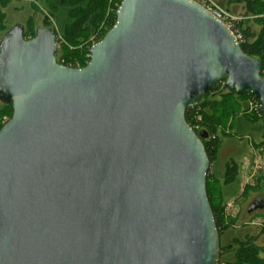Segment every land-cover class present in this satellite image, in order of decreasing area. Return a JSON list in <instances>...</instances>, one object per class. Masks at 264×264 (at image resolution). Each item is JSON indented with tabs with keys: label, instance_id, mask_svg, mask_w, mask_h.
Listing matches in <instances>:
<instances>
[{
	"label": "water",
	"instance_id": "water-1",
	"mask_svg": "<svg viewBox=\"0 0 264 264\" xmlns=\"http://www.w3.org/2000/svg\"><path fill=\"white\" fill-rule=\"evenodd\" d=\"M115 16L83 67L48 27L0 40V264H218L207 132L185 111L224 83L264 120L260 61L194 0Z\"/></svg>",
	"mask_w": 264,
	"mask_h": 264
},
{
	"label": "trees",
	"instance_id": "trees-1",
	"mask_svg": "<svg viewBox=\"0 0 264 264\" xmlns=\"http://www.w3.org/2000/svg\"><path fill=\"white\" fill-rule=\"evenodd\" d=\"M10 0H0L1 6L6 5ZM33 3L42 4L48 9L49 16L55 18L58 29L50 28L58 40V35L62 37L65 44H61L56 53V59L69 67H83L89 59V48L93 42L99 41L104 34L113 26L116 16V9L121 0H32ZM230 3L243 2L245 14L253 16L256 23L262 26L257 31H250L249 27L242 28V41L239 43L241 49L249 56L260 61V74L264 78V19L258 17L264 13V0H228ZM46 9V10H47ZM4 13L0 9V28ZM47 17H44V21ZM244 20V19H243ZM47 21V20H46ZM248 20L239 21L237 26L247 23ZM242 27V26H241ZM250 31V32H249ZM25 29L24 33L25 34ZM253 35H252V34ZM35 35V31L31 36ZM252 35V36H251ZM250 36V37H249ZM94 37V41H90ZM25 38V37H24ZM61 52V53H60ZM60 54V55H59ZM214 94L216 98L208 99ZM254 99L250 94H238L230 91L225 84H221L214 90L203 95L199 103L189 107L185 111V120L195 132L204 130L207 137L202 139L206 154L209 159V168L206 174V191L211 210L214 216L218 233L225 228L227 217L222 203L223 191L220 180L228 183L235 180L236 163L231 159L223 172L218 171L217 162L219 150L222 145L221 136H230L234 129L235 135H245L258 131V127H251L255 122L261 120L263 126V116H256L246 109V103ZM0 128L12 114L10 103L0 100ZM260 111V110H259ZM256 125V124H255ZM261 127L264 135V128ZM211 179L217 182L218 190L216 196L219 202H214L213 193L210 190ZM246 187V186H245ZM245 189L249 188H244ZM246 192V191H245ZM244 193V192H243ZM219 263H225V246L219 244ZM264 246L253 247L239 244L234 252V263L236 264H264Z\"/></svg>",
	"mask_w": 264,
	"mask_h": 264
},
{
	"label": "rangeland",
	"instance_id": "rangeland-1",
	"mask_svg": "<svg viewBox=\"0 0 264 264\" xmlns=\"http://www.w3.org/2000/svg\"><path fill=\"white\" fill-rule=\"evenodd\" d=\"M211 1L219 7L229 10L233 15L240 17L241 21L248 20L247 23H242V27L239 26L240 32L242 28L248 26H250V31H257L262 26L260 23L254 22L253 16L245 14L243 2L230 3L228 0ZM0 9L5 15L1 22L4 27L0 28V40L3 35L7 33L9 28L15 25H19L21 28L25 29V38L33 37L31 36L32 32L38 27H48L55 30L58 29V23L55 18L49 16L48 9L45 6H42V4L41 6L40 4L36 5L32 0H10L4 6H1L0 3ZM259 15L260 16L258 17L264 19V13H260ZM45 16L47 17V21H44ZM90 41H94V37H90ZM56 43L58 44V51L60 45L65 44L60 34L58 35V40L56 39ZM214 96V94L209 95L208 99L216 98ZM1 106L2 104L0 103V108ZM246 109L248 112L253 114L256 113V116L260 117L261 113H258L260 112L258 106H250L249 103H246ZM260 124L261 120L255 122L251 127H258V131H252V133H247L245 135H235V133H233V128L226 131L232 132V135L230 136H222V134H220L222 145L219 150V160L217 162L216 169L223 172L225 165L231 160L229 159V155H233L231 157L236 163L235 173L236 176L240 178V188L237 192L238 195H241L245 191V193H247L246 196L253 194L255 191L264 192V135L260 127L262 125ZM262 128H264V126H262ZM236 144L238 146H242L234 151L233 146ZM217 186H219L218 183L213 182V179H211L210 190L213 193V199L216 203L219 202L216 196V192L218 190ZM244 188L249 189H245V191H243ZM246 202L247 200L245 199V196H240L234 202H229L230 205L227 204V209L226 211L224 209V211L227 213L230 211L234 214L238 210L239 213H242ZM222 203L224 204L223 199ZM251 219L256 223L264 224V218L262 217ZM260 238L261 240L258 243L264 245V237ZM262 255H264V253H262Z\"/></svg>",
	"mask_w": 264,
	"mask_h": 264
},
{
	"label": "flooded vegetation",
	"instance_id": "flooded-vegetation-1",
	"mask_svg": "<svg viewBox=\"0 0 264 264\" xmlns=\"http://www.w3.org/2000/svg\"><path fill=\"white\" fill-rule=\"evenodd\" d=\"M241 146L242 145L238 146L236 144L235 146H233V150L236 151ZM231 156L233 155H229V159H232ZM239 180L240 178L236 176L235 180L228 183H223L222 181H220V185L223 191L225 211L227 209V204H229V202H234L238 197L245 196V199L247 200L242 213H239L238 210L234 214L230 211H228V213L225 212V215L227 217L225 223L226 225L225 228L218 233L219 244L221 243L223 246H225L226 251L225 263L222 264H236L234 263L233 256L236 248L238 247V243L244 244L245 246H253L257 248H261L264 246L263 244L258 243L261 240L260 237H264V224L256 223L251 219L259 217L264 218V192L255 191L253 194L248 196H246L247 193L244 192L241 195H238L237 192L240 188ZM250 206H254V208L249 211L248 209L251 208ZM218 264L221 263L218 262Z\"/></svg>",
	"mask_w": 264,
	"mask_h": 264
},
{
	"label": "built area",
	"instance_id": "built-area-1",
	"mask_svg": "<svg viewBox=\"0 0 264 264\" xmlns=\"http://www.w3.org/2000/svg\"><path fill=\"white\" fill-rule=\"evenodd\" d=\"M194 1L199 3L208 12H210L214 17H216L219 21H221L223 24H225L231 30V32L234 34L235 38L238 40L239 43L242 41V34L239 30V27L237 26V23L241 20L240 17L233 15L227 9H224L222 7L217 6L211 0H194ZM59 63L63 64L62 60ZM257 101L254 98V99L249 100L248 103L250 106H255V107L258 106V108H259V105H258L259 102H257ZM5 121L6 120H4V122Z\"/></svg>",
	"mask_w": 264,
	"mask_h": 264
}]
</instances>
